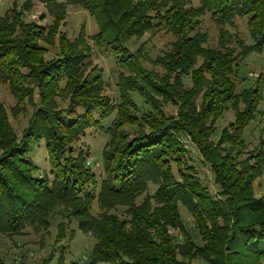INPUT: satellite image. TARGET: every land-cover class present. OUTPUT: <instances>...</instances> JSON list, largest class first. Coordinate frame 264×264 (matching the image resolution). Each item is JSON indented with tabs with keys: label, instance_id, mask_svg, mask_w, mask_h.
<instances>
[{
	"label": "trees",
	"instance_id": "obj_1",
	"mask_svg": "<svg viewBox=\"0 0 264 264\" xmlns=\"http://www.w3.org/2000/svg\"><path fill=\"white\" fill-rule=\"evenodd\" d=\"M41 1L55 18L49 26L24 19L32 0L0 15V82L17 98L15 115L27 100L34 108L19 135L0 104V231L49 228L60 213L59 236L77 223L95 238L87 264H264V195L255 194L264 176V125L255 147L245 137L264 99V75L239 83L247 57L264 52V0ZM69 3L95 16L99 32H62ZM207 16L219 30L214 45L202 28ZM238 18H246L251 42L228 30ZM158 31L174 39L149 68L127 43ZM43 43L57 54L48 58ZM93 46H108L117 58L118 99L93 65ZM228 111L234 119L214 140ZM91 129L109 137L101 175L78 145ZM185 139L210 166L215 192ZM41 140L51 173L37 177L31 154ZM180 205L192 213L198 240ZM49 259L78 264L61 254Z\"/></svg>",
	"mask_w": 264,
	"mask_h": 264
},
{
	"label": "rangeland",
	"instance_id": "obj_2",
	"mask_svg": "<svg viewBox=\"0 0 264 264\" xmlns=\"http://www.w3.org/2000/svg\"><path fill=\"white\" fill-rule=\"evenodd\" d=\"M25 2L26 0H0V15H4L8 10L15 6L23 10ZM192 3L197 5L199 4V0H192ZM24 19L41 23L44 26H49L55 18L44 2L41 0H32L30 8L25 10ZM227 27L235 38H241L246 42H251L246 18H238L234 25H229ZM82 28H84L89 35L96 34L100 30L96 17L89 13L87 9L77 3H69L60 30L66 33L70 38H75ZM202 28L203 31L207 32L209 35V45H214L217 41L219 32L216 23L207 16L202 22ZM173 39L174 36L172 34L164 31L148 32L140 38L131 39L127 43V46L131 51L142 54L143 63L149 68H152L154 67L152 60L162 54L163 50L167 48L170 41ZM43 45L48 47V58L57 54L58 49L56 47H50L44 43ZM91 58L93 65L98 67L99 71L97 72H102L104 79L107 81V94L118 99V79L120 70L122 69L118 65L117 58H115L108 46L105 48L93 46V54ZM260 73L264 75V52L262 54L252 53L245 60L244 66L240 72L241 77H246V79L239 83L242 86H248V84H251L256 80ZM133 96L141 103V99L136 94ZM68 97V94L57 97L60 107H64L66 103H68ZM37 100L38 97L35 95V101ZM17 102V98L12 93L9 83L0 82V104L7 109L13 128L19 135H21L28 125L34 108L27 100L24 104L25 109L15 115L12 108L17 105ZM167 110L172 111L174 108L168 107ZM258 113L257 119L252 122L245 133L250 148L258 145L263 133L264 99L259 105ZM233 119L234 114L232 111L225 112L218 121V131L212 136V138L218 140L223 127ZM108 138L106 132L91 129L88 130L85 136L81 139V142L78 143V145H84L83 149L88 153L87 163L93 168L97 175L103 173L102 152ZM185 142L194 156L193 164H196L195 166L198 169L199 176L202 178L203 182L215 192L217 185L214 182V175L210 166L203 161V158L189 139H185ZM31 158L33 164L38 167L35 171L37 177L45 176L46 173H51V165L48 160V151L44 140L35 144ZM153 190L154 188L151 187L150 192L152 193ZM255 194L257 196L264 195V176L255 182ZM141 200L142 198L139 199V201ZM97 208V204L95 203V211ZM180 211L185 226L194 234L195 239L198 240L199 237L197 236L192 213L183 205H180ZM63 220L64 216L57 213L49 228L38 230L28 225L23 233L12 235L0 231V264H47V262L50 261L48 258H52L51 263H55L60 254L65 256L67 262L73 260L78 264H87L91 259V252L95 244V238L84 234L78 229L77 223H72L69 229L66 230L62 236H59L58 224ZM171 231L175 234H179L176 229H172Z\"/></svg>",
	"mask_w": 264,
	"mask_h": 264
}]
</instances>
